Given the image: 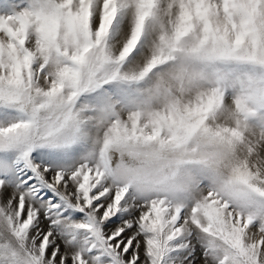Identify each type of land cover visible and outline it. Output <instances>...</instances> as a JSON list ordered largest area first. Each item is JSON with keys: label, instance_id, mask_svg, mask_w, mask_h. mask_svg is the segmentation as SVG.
I'll use <instances>...</instances> for the list:
<instances>
[{"label": "snow or ice", "instance_id": "obj_1", "mask_svg": "<svg viewBox=\"0 0 264 264\" xmlns=\"http://www.w3.org/2000/svg\"><path fill=\"white\" fill-rule=\"evenodd\" d=\"M0 264H264V0H0Z\"/></svg>", "mask_w": 264, "mask_h": 264}]
</instances>
